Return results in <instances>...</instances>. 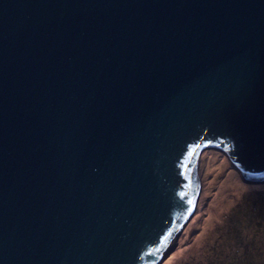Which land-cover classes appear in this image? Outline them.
<instances>
[{
  "label": "water",
  "instance_id": "obj_1",
  "mask_svg": "<svg viewBox=\"0 0 264 264\" xmlns=\"http://www.w3.org/2000/svg\"><path fill=\"white\" fill-rule=\"evenodd\" d=\"M208 147L264 183V0H0V264H159Z\"/></svg>",
  "mask_w": 264,
  "mask_h": 264
},
{
  "label": "rangeland",
  "instance_id": "obj_2",
  "mask_svg": "<svg viewBox=\"0 0 264 264\" xmlns=\"http://www.w3.org/2000/svg\"><path fill=\"white\" fill-rule=\"evenodd\" d=\"M234 166L222 151H199L194 213L159 264H264V183L245 181ZM240 219L242 232L232 235Z\"/></svg>",
  "mask_w": 264,
  "mask_h": 264
},
{
  "label": "trees",
  "instance_id": "obj_3",
  "mask_svg": "<svg viewBox=\"0 0 264 264\" xmlns=\"http://www.w3.org/2000/svg\"><path fill=\"white\" fill-rule=\"evenodd\" d=\"M240 215V214H239ZM239 223H241L242 224V220L240 219V220H237L236 221V225H237V227H233V229H234V231L233 230H231V234L232 235H238L239 236V234L242 232L241 230H238V224ZM238 230V231H237ZM188 238V237H187ZM238 257V256H237ZM220 264V263H219ZM224 264H237V263H235V262H231V261H227L226 263H224ZM247 264H250L249 262L247 263Z\"/></svg>",
  "mask_w": 264,
  "mask_h": 264
},
{
  "label": "bare ground",
  "instance_id": "obj_4",
  "mask_svg": "<svg viewBox=\"0 0 264 264\" xmlns=\"http://www.w3.org/2000/svg\"><path fill=\"white\" fill-rule=\"evenodd\" d=\"M186 230L188 231V228L185 229V231H186ZM186 233H187V232H186ZM181 234H185V232H184V233H181ZM184 237H185V236H184ZM181 239H182V238H181ZM181 239H180V240H181ZM183 239H184V238H183ZM178 242H180V241H178ZM184 242H185V241H184ZM171 243H172V242H170V244H171ZM180 243H182V242H180ZM168 244H169V243H168ZM168 244H167V245H168ZM171 247H172V246H171Z\"/></svg>",
  "mask_w": 264,
  "mask_h": 264
}]
</instances>
